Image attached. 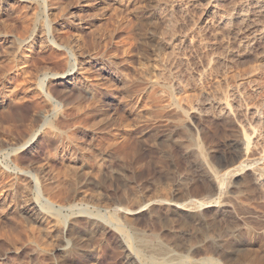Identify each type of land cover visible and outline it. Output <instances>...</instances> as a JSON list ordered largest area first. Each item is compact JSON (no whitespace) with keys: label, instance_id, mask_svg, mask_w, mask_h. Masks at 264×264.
<instances>
[{"label":"rangeland","instance_id":"374dc122","mask_svg":"<svg viewBox=\"0 0 264 264\" xmlns=\"http://www.w3.org/2000/svg\"><path fill=\"white\" fill-rule=\"evenodd\" d=\"M135 1L138 5L130 12L88 0H66V5L70 13L95 20L83 34L81 51L120 71L123 82L114 89L122 92L126 104L142 97L141 117L127 115L114 102L92 115L87 94L62 80L47 82L62 108L61 119L45 112L41 88H23L41 81L47 66L56 61L55 44L47 49L37 45L41 26L48 22L56 35L64 22L53 7L36 13L13 3L0 8V42L14 52L0 51V56L10 58H0V82L10 79L13 59L25 52L31 55L26 59L27 84L25 76L21 81L10 79L20 85L22 99L6 97V109H0V147L13 153L26 146L14 153L12 163L1 151L0 164L46 171L38 179H43L42 189L46 183L52 187V192L44 191L45 196L49 193L44 198L55 204L57 214L54 222L39 224L25 211L28 199H36L37 193L18 188L0 207V264H142L116 228L100 223L95 214L112 221L119 218L115 222L123 224L134 244L136 234H142L150 245L159 240L192 260L209 254L217 258L224 250L222 256L229 257L238 241L256 248L255 228L264 227V35L259 27L264 17L255 14L256 29L239 32V22L230 30L220 23L221 16L244 7L246 0H218V8L216 0ZM68 31L64 37L74 40L77 30ZM225 107L231 111L229 117L221 115ZM3 111H8V119ZM87 129L93 130L94 138L89 147L81 149L63 139V132L71 131L81 142ZM122 145L121 152L114 150ZM67 146L70 152L78 151L73 155L77 159L62 152ZM236 167L241 169L237 175H229ZM53 178L61 181L58 188L51 184ZM208 202L212 203L195 208ZM186 203L193 204V211L176 212L172 206ZM115 208L135 211L113 218Z\"/></svg>","mask_w":264,"mask_h":264},{"label":"bare ground","instance_id":"6f19581e","mask_svg":"<svg viewBox=\"0 0 264 264\" xmlns=\"http://www.w3.org/2000/svg\"><path fill=\"white\" fill-rule=\"evenodd\" d=\"M88 1H91L93 3L95 2L97 4L102 3L106 7H112V6L118 5V7L120 9H124L123 12L125 10H128L129 11L130 9H132L133 7H135V5H136V1L135 0L132 1L131 3H129V2L127 3L126 0H88ZM12 3H13V5L14 4L18 5V8L20 7L21 10L27 9V10H31L30 12L34 11V13H36L38 10L40 11V9L42 10V7H44V11L45 12H47L49 8L53 7V8H55L58 11V13L60 14L61 19L64 22L62 26L60 25L61 28H62V30H63V31H61V34L59 32H57V34L55 35L54 34L53 27H51V25L48 22H46L47 25L46 26L45 25L44 26L42 25L41 26V27H43L42 30L40 28V30L42 31L41 32L42 35L40 37L37 35L39 37L37 39V45L39 46V49L40 48L41 49L42 48L44 49L50 43H53V44H55V48H56L55 50L57 51V55L55 57L56 58L55 59L56 61H54L51 65H48L47 66V72L45 73L44 78L41 81L38 80V82H36L35 79H33L35 82H32L31 81V84H27L26 83V76H28L26 74V73H28L27 72V69L28 68H26L27 67L26 66V63H27V60H28L27 58L29 56H31L30 53H26L25 52V53H23L21 55L20 58L13 59V60L11 59L12 61L10 62L11 63L10 64V68L8 67L9 68V70H8L9 71L8 72L9 73L8 76H11V77H9L10 79L13 78L15 80L16 78L19 79V78H21V77L23 78L25 76L24 77L25 79L23 78V80H25V83L27 84V86L24 87V88L22 87L23 89L29 90V89H32V87H34V88H36V87L41 88V90L43 91V94H41V95H43V97L45 98L46 103H47L46 104L47 106L46 107H43V108H45L44 109L45 112L52 113L51 115L54 118L55 117L58 118V117H60L62 115L61 114L62 113L61 112V109L62 108L61 107H59L61 109L58 108L59 104L55 101V99L53 98V96L50 93V90L47 88V82L50 83L51 81L62 80V81H64L65 84H67V85H73L77 90L78 89L83 90L87 94L88 100L91 101V102H93L91 104L89 102L90 105L88 106V110H90V111L93 112L92 115L94 114V112L97 113L99 111L100 107L106 106V105L108 106V104H110L109 102H112V103L114 102V103H116V104L124 107L125 110H126V112H127V115L129 114V115L140 116V114L138 112V109H139V104H141L142 97L139 96V97L135 98L134 100H132L131 103L128 102L129 104H126V101H125L126 99L124 98L122 92L121 91H115V89H114V86L117 85L116 84L117 82H121V83L123 82V78H121L120 71L116 67H114L113 65L108 66V63L106 62L105 59H101L99 57H94V56L93 57L87 56L86 54H84L81 51V48H80L79 43H80L81 39L84 38V35L83 34L86 32V30L88 29L89 25H91L90 23L93 22V24H94L95 20H93V19L92 20H85V19H83L82 18V14H80V12H77L76 14L75 13H70V10H69L70 8L66 5V3H67L66 0H0V8L2 7L3 4H12ZM214 4H215L214 7H216V8L219 7L218 0L214 1ZM115 7L117 8V6H115ZM14 8H15V6L13 7V9ZM11 10H12V8H11ZM21 10L19 9V11H21ZM120 11H122V10H120ZM26 12H28V11H26ZM83 14H84V12H83ZM120 14H121V12H120ZM255 14H257L258 16H261L262 15L264 17V1L263 0H246V5L244 7L239 8V10H237L233 14L221 16L222 21L220 23L223 24L224 26H226L227 28H231L230 30H232V29H234L236 27V26H234L235 22H239V23H237V24H239L237 26L238 30L240 29L239 32H241V30H243V29H245L247 27H251V28L256 29L255 25L253 24V18H254V15ZM4 15H6V14H4ZM88 15L90 17L93 16V15L91 16V14H88ZM33 16H34V14H33ZM55 16H54V18H55ZM58 17H59V15H58ZM60 17L58 19H60ZM85 17L86 16H84V18ZM93 18H94V16H93ZM47 19H48V17H47ZM60 24H61V22H60ZM126 24H127V22H126ZM126 24H124L122 26L124 27ZM259 27H263V29L260 32H262L263 35H264V25L263 26H260L259 25ZM23 28H26V27H23ZM27 29L28 28H26V30ZM69 29H75V30H77L76 37L73 36L75 38L74 40L73 39L72 40H67V38H65V37H67V36H65V34L67 32H70V31H68ZM24 30L25 29H23V31ZM59 30H61V29H59ZM23 31H21V32L23 33ZM20 33H18V34H20ZM67 34L69 35V33H67ZM10 38H12V37H10ZM26 38L28 39V37H26ZM3 41H2V43H5V41L4 42ZM64 41H66V42H64ZM2 43L0 42V48H1L0 51H2V49L5 50V49L9 48V46H7V48H6L4 46V44H2ZM8 43H9V41H8ZM46 49H47V47H46ZM7 50L4 51V52H7ZM22 50H26V49H22ZM153 50H155V49H153ZM8 51H10V49ZM12 51H13V49L9 53L13 54L14 52L12 53ZM1 53H3V52H1ZM5 57H6L5 53H3L0 56V58H2V59L5 58ZM8 57H6V58H8ZM9 59L10 58H8V60ZM6 62H8V61H6ZM8 66H9V64H8ZM10 79L9 80L7 79L5 81L2 80V82H0V109H2V110H5L6 109V108L3 109V107H5L4 105L6 104V102H5V98L6 97H8L9 99H11L12 101H14V100L15 101L16 100L20 101L22 99L20 97L21 95L19 96V89H18V87L20 85H17V86L14 85V82H12ZM19 80L21 81V79H19ZM43 102H44V100H43ZM37 104H40V103L37 102ZM35 105L36 104L33 105L34 106L33 109H36V106ZM81 105L82 104H78L77 107L78 106L81 107ZM38 107H40V105ZM83 107H81V108H83ZM228 108H226V107L223 108V110H221V111H223V113L221 115L224 114V116L226 115V116L229 117L231 111L228 110ZM77 109H80V108H77ZM86 109H87V106H86ZM83 111H85V109H83ZM35 112H36V110H35ZM38 112H39V110H38ZM176 112H177V110H176ZM1 114H2V117L4 119H8V117H9L8 111L7 112H4L3 111ZM96 116H97V114H96ZM59 119H61V117ZM54 126H56V125H54ZM65 126H66V123H65ZM95 127L96 126L92 127V129L95 128ZM92 129H87L86 132L84 131L85 133L83 134V138H82V141L81 142H79V141L76 140V137L77 136H75V135L73 136V134L71 135V131H70V134H69V132H67L68 134H66L65 132H63L65 134V138H63V139L65 141L69 142L70 144H80L79 145L80 146L79 148H81V149L83 148V146L85 148L86 147H89V145L91 144V141H93V139H94L93 137H91V135L93 133L92 132L93 131ZM59 137H61V136H59ZM6 141L9 142L8 143V145H9L10 144V141H11L10 137H7L6 136ZM190 142H192V140ZM63 144H64V142H63ZM189 144L192 145V144H194V142L192 144L191 143H189ZM242 144L241 143L238 144V143L234 142L233 145L238 146V145H242ZM246 144H248V142ZM25 146H26L25 144L23 146L21 145V147L15 149L13 153H11L13 151V149L10 152L9 151V148L8 149H2L0 147V152L2 151V152H4L6 154V161H7V163H12L13 162L14 153L17 152V151H19V150H21ZM196 146L199 147V145H196ZM196 146H195V149L198 150L196 148ZM124 147H125L124 145H122V146H116V148H114V150L116 149L115 151L121 152L124 149ZM69 150L70 149L67 146L66 148H63V151L62 152H64L65 154H69V156L72 157L75 154V152L77 151V150L76 151L75 150H72L70 152ZM188 150L191 151V146H189V149ZM199 150H201V149H199ZM192 151H194V150H192ZM68 152H70V153H68ZM194 152H196V151H194ZM197 154H198V156H197ZM197 154H196L197 157L201 156V153H200V155H199V153H197ZM76 155L77 154H75V156ZM196 156L194 155V157H196ZM202 156H204V155H202ZM62 158H63V156H62ZM72 158H75V157L73 156ZM72 158H69V159L72 160ZM199 158L201 159L202 157H199ZM75 159H77V158H75ZM196 160H198V159H196ZM203 160H202V162H203ZM204 164H205V162H204ZM207 167H209V166H207ZM240 167H236L235 169H232L231 171L228 170L229 171V175H232V176L237 175V173L239 172V170H241ZM42 172H43L42 168L41 169L40 168L39 169H36L35 168L33 170H24L23 168L21 169L17 165L15 166V168H12L8 164L5 165V166H2L0 164V207L5 206L8 203L10 197L11 196L12 197L14 196V193H15V191H17L18 188H21L23 191H25V190L26 191L27 190L29 191V190L34 189L35 192L37 193V198L36 199H33V198L32 199H28V201L26 203L25 211L27 213H29L31 216H35V219L37 220V222L39 224H50L51 221H53L52 219L54 218V216L57 215V214L54 212V210H55V204L52 203V202H50V200H49L48 197L47 198H44V196H45L44 195V191H46V192H48L49 190L51 191L52 190V187H50L49 185H48L49 187H47V183H46V185L44 184L45 187L43 186V189L41 188V183L40 182L43 179H41V181L39 182L38 177L42 174ZM45 172L46 171H44L43 174ZM46 175H47V173H46ZM42 176H45V175H41L40 177H42ZM48 177L50 178V176H48ZM48 177L46 176V178H48ZM57 179H54V180H52L50 182H51V184H53V186L56 185L57 188H58L59 187V184H61L59 182H61V181H58ZM220 179H222V178H220ZM225 181H226V179H225ZM219 183H222V182H219ZM258 183H260V182L258 181ZM29 193H30V191H29ZM47 195H49V193ZM209 203H212V202L201 203L198 206L195 205V208H197V207L198 208H202V207L206 206V204H209ZM146 206H147V204L145 206H143V207H146ZM172 206L175 207V209H176L175 211L176 212L191 211V210L193 211V209H194V206L191 203L174 204ZM134 211L135 210H131V209H128V208H122V209L115 208L114 209V214H111V215H113V218H115L121 212L124 213L125 216H126V215L133 214ZM77 213H81V212H77ZM82 213H85V212H82ZM86 217H88V216H86ZM95 217H96V219L100 223L105 224V225L113 226V228L115 227L116 230L124 238L125 243H126V245L128 247V250L130 251V253H132L134 256H136L142 264H264V227H260L259 226V228H255L257 231H255V235L254 236L252 235L253 236V239H252L253 240V246H256L255 249H254V247L251 248L249 246V244L246 245L247 242L243 244L242 241H240V242L238 241V242H236L237 244H236V247L234 248L233 252L231 251L232 254L231 255L229 254L230 255L229 257L227 256L228 254L227 255L224 254L222 256V253H225V250H224V252H222V253L219 254V257H218V254H216L217 255V258H215L214 255L212 257L209 254V255H207L208 257H206V258L204 257V259H201V260H196V259L194 260L193 259L192 260V259H189V258H186V257L183 258V257L179 256L175 251L171 250L169 247H167L164 244H162L161 241H159V240H157V242L155 244H151L150 245L149 242L146 240V237H144L142 234H136L137 235L136 236V242L134 244L133 241H131V240H133L130 237L131 235L128 234V233H126V231H124L125 229L123 230V227H124L123 224L120 223V224H122V225H120L119 223L117 224L115 222L117 220V217L115 218L116 219L115 221H112L111 220L112 217H111V219L108 218V217L106 218L105 215L102 216L100 214H95ZM118 220H119V218H118ZM249 229H250V232L253 231L251 229V227H249ZM249 229L247 231H249ZM253 234H254V232H253ZM248 235H249V232H248ZM153 238H156V237H153ZM251 238L252 237L250 236V239ZM222 245H223V243H222ZM215 246H217V245H215ZM219 247L221 248L222 246H219ZM256 250H257V252H256ZM147 252L151 255V257L149 259L146 258V253ZM212 253L215 254V251L214 252L212 251ZM87 259L89 260V258H87Z\"/></svg>","mask_w":264,"mask_h":264}]
</instances>
